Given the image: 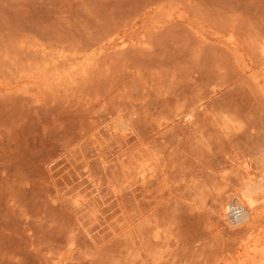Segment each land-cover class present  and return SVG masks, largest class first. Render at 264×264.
I'll list each match as a JSON object with an SVG mask.
<instances>
[{
	"label": "rangeland",
	"instance_id": "374dc122",
	"mask_svg": "<svg viewBox=\"0 0 264 264\" xmlns=\"http://www.w3.org/2000/svg\"><path fill=\"white\" fill-rule=\"evenodd\" d=\"M262 92L264 0H0V264H264Z\"/></svg>",
	"mask_w": 264,
	"mask_h": 264
},
{
	"label": "built area",
	"instance_id": "2783aa9c",
	"mask_svg": "<svg viewBox=\"0 0 264 264\" xmlns=\"http://www.w3.org/2000/svg\"><path fill=\"white\" fill-rule=\"evenodd\" d=\"M243 213H244V210L241 206L233 204V206L229 212V216L232 219H238L243 215Z\"/></svg>",
	"mask_w": 264,
	"mask_h": 264
},
{
	"label": "bare ground",
	"instance_id": "6f19581e",
	"mask_svg": "<svg viewBox=\"0 0 264 264\" xmlns=\"http://www.w3.org/2000/svg\"><path fill=\"white\" fill-rule=\"evenodd\" d=\"M256 63V62H255ZM256 85V84H255ZM263 93V92H262ZM264 94V93H263ZM190 117V116H189ZM258 174V173H257ZM262 175V174H261ZM257 177H258V175H257ZM256 181V180H255ZM258 181V180H257ZM264 181V180H263ZM256 183V182H255ZM261 185V184H260ZM248 191V190H247ZM250 193V192H249ZM252 194V193H251ZM240 196V195H239ZM247 196H249V195H247ZM248 199V198H247ZM237 201V200H236ZM252 201V200H251ZM250 201V202H251ZM245 202V201H244ZM247 202V201H246ZM243 203V202H242ZM246 204V203H245ZM255 204H256V202H251V204L249 205V206H241L242 208H243V210L245 211V210H247L248 212H251L252 210H255V208H254V206H255ZM233 206V205H232ZM232 208V207H231ZM227 210H229V209H227ZM247 211H245L246 213H247ZM227 212V211H226ZM224 213V212H223ZM245 213V214H246ZM249 217H250V215H249ZM252 217V216H251ZM246 218V217H245ZM247 246V245H246ZM244 247V246H243ZM259 247V246H258ZM244 248H246V247H244ZM243 248V250H245ZM248 250V249H247ZM258 251V250H257ZM260 251V250H259ZM248 252V251H247ZM254 252V254L256 253L255 251H253ZM260 252H258V254H259ZM250 256H252V255H250Z\"/></svg>",
	"mask_w": 264,
	"mask_h": 264
}]
</instances>
